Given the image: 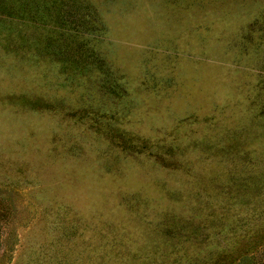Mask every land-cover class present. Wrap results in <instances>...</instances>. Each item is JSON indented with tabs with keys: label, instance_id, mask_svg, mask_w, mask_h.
I'll list each match as a JSON object with an SVG mask.
<instances>
[{
	"label": "rangeland",
	"instance_id": "374dc122",
	"mask_svg": "<svg viewBox=\"0 0 264 264\" xmlns=\"http://www.w3.org/2000/svg\"><path fill=\"white\" fill-rule=\"evenodd\" d=\"M263 248L264 0H0V264Z\"/></svg>",
	"mask_w": 264,
	"mask_h": 264
},
{
	"label": "trees",
	"instance_id": "16d2710c",
	"mask_svg": "<svg viewBox=\"0 0 264 264\" xmlns=\"http://www.w3.org/2000/svg\"><path fill=\"white\" fill-rule=\"evenodd\" d=\"M262 254H263V256H264V248H263V250H262ZM251 264H264V261L263 260H261V261H256V262H252Z\"/></svg>",
	"mask_w": 264,
	"mask_h": 264
}]
</instances>
